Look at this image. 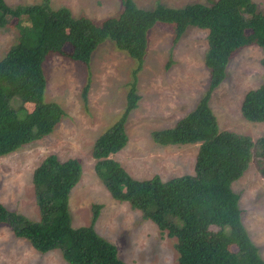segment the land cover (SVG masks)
Returning <instances> with one entry per match:
<instances>
[{
    "label": "trees",
    "instance_id": "1",
    "mask_svg": "<svg viewBox=\"0 0 264 264\" xmlns=\"http://www.w3.org/2000/svg\"><path fill=\"white\" fill-rule=\"evenodd\" d=\"M120 3L116 16L94 22L85 16L74 18L66 7L54 10L50 0L17 7L0 0V29L14 26L19 32L17 42L0 59V158L48 137L65 117L58 104L44 100L46 59L66 56L87 67L97 48L109 42L136 67L122 114L93 145L98 180L113 200L127 203L143 220L175 239L177 264H264L243 225L239 195L232 190L251 162L264 179V135L252 141L220 131L209 107L232 56L249 46L264 50V14L252 0H216L208 6L189 4L178 9L157 4L152 10L139 8L133 0ZM156 23L172 26L173 44L189 27L207 32L206 91L195 109L172 128L151 133L154 144L161 147L198 145L193 174L167 181L158 175L133 179L110 158L127 144L125 124L140 99L137 74L146 55L148 32ZM66 44L71 47L67 55ZM87 91L85 85L84 102ZM240 113L249 123L264 122V80L245 94ZM81 174L80 160L62 162L49 155L32 174L39 220H29L0 204V224L39 254L58 251L65 264H124L116 248L93 229L101 206H92L89 226H71L68 200Z\"/></svg>",
    "mask_w": 264,
    "mask_h": 264
},
{
    "label": "rangeland",
    "instance_id": "2",
    "mask_svg": "<svg viewBox=\"0 0 264 264\" xmlns=\"http://www.w3.org/2000/svg\"><path fill=\"white\" fill-rule=\"evenodd\" d=\"M10 7L39 4L41 0H4ZM145 10L161 4L178 9L189 4L208 6L216 0H133ZM264 14V0H252ZM121 0H50L52 9L66 7L74 18L85 16L94 22L116 16ZM15 24V22H13ZM14 26L0 29V59L18 40ZM207 32L189 27L176 44L169 24L156 23L148 32V45L137 74V108L125 124L126 146L110 158L136 180L158 175L162 181L192 175L198 145L161 147L151 133L172 128L193 111L206 91L209 73L203 64ZM65 54L71 47H63ZM264 50L249 46L230 59L225 79L213 92L209 107L219 130L248 136L252 141L264 135L263 123L243 119L240 107L245 94L264 80ZM136 64L109 43L94 52L86 67L66 56L50 55L42 69L46 78L45 102L58 104L65 117L54 132L0 158V204L29 220L38 221L32 186L33 171L49 155L59 161L78 159L82 174L72 189L68 209L73 228L87 227L92 206L99 205L94 231L117 250L124 264H177L175 239L168 238L139 211L113 200L95 175L92 158L96 139L123 112L131 74ZM89 81V82H88ZM88 85L86 102L82 90ZM15 100L13 105H17ZM27 108L31 106L26 105ZM239 195L242 222L264 261V179L251 162L243 176L232 184ZM0 264H65L60 253H37L25 240L15 238L0 224Z\"/></svg>",
    "mask_w": 264,
    "mask_h": 264
}]
</instances>
